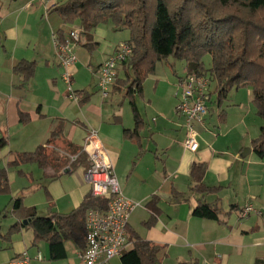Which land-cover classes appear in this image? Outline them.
<instances>
[{"label":"crops","instance_id":"obj_1","mask_svg":"<svg viewBox=\"0 0 264 264\" xmlns=\"http://www.w3.org/2000/svg\"><path fill=\"white\" fill-rule=\"evenodd\" d=\"M64 1L0 0V139L6 138L7 132L11 141L19 138L24 146H35L23 151H33L47 142L63 120L66 140L83 146L91 129L95 128L119 182H124V188L121 184L123 194L145 203L146 219L136 226L133 219L135 209L130 217L128 234L135 231L143 239L164 246L158 264L185 261L195 264H264V155H259L253 148V140L260 135L263 120L253 102L252 88L235 90L240 96L229 98L222 107L210 102L204 123L197 126L200 148L192 152L184 145L186 121L177 113L179 98L174 97L177 94L167 89H160L159 93L157 88L161 83L156 78L153 93L149 95L148 81L150 77L157 76V63L156 71L146 79L144 95L138 96L137 103L140 109V99L146 100L148 107L159 115L153 117V122H147L140 109L145 121L140 141L127 138L125 129L135 127V118L129 100L127 105L132 117L126 115L125 90L117 91L113 85L109 95L104 97L97 82L95 91L81 89L92 95L88 101L80 103L69 97L68 90L62 93L59 88V77L66 82L62 74L64 68L53 47L44 40L43 21L46 15H52L54 10L50 7ZM59 30L64 31L63 28ZM103 31L97 26L90 37L84 41L82 38L81 43L73 46V50L81 56V60L71 68L74 81L75 76L80 75V65L88 62L90 66L98 59L96 65L90 66L96 75L99 66L123 42H109L107 32L104 35ZM96 46L97 49H94ZM23 59L37 64L33 78L26 83L23 82V75L14 72V66ZM187 70L186 65L185 74ZM173 74L176 83L179 77L185 75L177 69L173 70ZM118 75L120 78L127 76L123 64L118 67ZM115 94L119 95V99L114 101ZM53 108L55 113H51ZM167 111L172 113L171 118ZM222 111L225 113L220 115ZM22 114H29L27 122L21 120ZM162 117H165L164 120ZM150 126V132L146 134L144 130ZM204 131L209 136L213 134V138H206ZM158 133L165 134L167 140L161 141ZM78 136L81 143L75 140ZM146 138L155 146L152 142L148 145ZM7 146H0V152ZM159 150L165 154L163 159L158 157L163 165L153 160ZM23 151L10 150L8 155L0 153V158L5 159V164L0 167H6L16 153ZM195 162L207 164L204 181L210 186H221L219 191L202 194L193 189L191 171ZM30 164L37 163L22 165L20 168L25 170L20 174L29 177V169L32 172L33 168ZM87 169L80 166L73 172H60L56 178L46 175L53 174L52 167L46 169L44 182L38 188H47L49 195L46 192L47 198L42 205L31 203V207L39 209L38 214L42 216H51L52 212L69 213L77 208L91 193V184L86 179ZM8 173L11 182H14L15 171L10 168ZM141 191L146 193L140 195ZM174 191L183 194L180 201L173 197ZM153 195L159 197L160 212L154 224L149 226L145 222L153 213L146 204ZM19 196L23 194L19 191L13 193V197ZM200 201L217 205L221 209L220 220L195 216L193 210ZM249 203H253L257 212L241 217V211ZM12 218L9 226L17 220L14 215ZM8 229L4 231L2 228L3 233L6 234ZM33 239V231L27 228L14 233L10 239L1 237L0 264H10L12 258L25 251L32 257L31 264L37 260L35 256L38 252L43 254L44 259L48 257V264H84L82 250L70 241L66 243V259L50 260L47 242V256L40 249L32 253L33 247H40V244L33 245ZM111 264H122L121 257L113 258Z\"/></svg>","mask_w":264,"mask_h":264},{"label":"trees","instance_id":"obj_2","mask_svg":"<svg viewBox=\"0 0 264 264\" xmlns=\"http://www.w3.org/2000/svg\"><path fill=\"white\" fill-rule=\"evenodd\" d=\"M155 5V7H153ZM155 8V9H154ZM58 11L65 23L78 25L83 36L90 37L93 29L101 23L111 21L114 29L130 31L126 40L133 46L132 57L124 62L126 78L117 74L113 88L125 90L132 107L135 127L126 128L127 138L140 141V131L145 121L138 107L137 98L144 95V84L149 75L155 73L159 61L170 57L184 60L189 72L209 75L214 85L211 102L222 107L233 90L251 87L253 102L258 115L263 120L260 135L253 140V148L264 155V0H66L53 5L50 10ZM61 40L63 30L58 31ZM210 54L212 63L205 66L204 57ZM35 61L21 60L14 66V72L23 75V82L31 80L35 74ZM132 72V73H131ZM79 102L85 103L91 93L76 90ZM214 100L212 97H214ZM222 111L220 115H223ZM29 114H22L27 122ZM64 121L52 131L45 144L33 151L15 154L6 167H0V193L10 191L8 170L20 168L24 164L37 163L44 170L52 167L50 178L60 172H73L80 166L89 167V157L83 146L66 140ZM58 152L50 146L58 147ZM7 145L5 137L0 146ZM73 156H76L73 159ZM207 164L195 162L191 171L193 189L202 193H212L221 186H210L204 176ZM47 195H49L46 188ZM173 197L180 201L183 194L174 191ZM108 198L86 195L82 203L69 213L52 212L51 216L38 214L36 207L24 204L23 197H12V214L17 218L6 232L0 226V238L10 239L23 228L34 234L33 245L41 242L49 245V259L62 260L68 257L67 242L84 250L86 246V216L91 208L106 209ZM159 197L153 195L146 207L153 213L145 224H154L160 212ZM221 209L212 203L200 201L193 214L201 218L220 220ZM132 246L122 256V264H158L164 253V246L143 239L137 232L129 233ZM180 264H195L181 262Z\"/></svg>","mask_w":264,"mask_h":264},{"label":"built area","instance_id":"obj_3","mask_svg":"<svg viewBox=\"0 0 264 264\" xmlns=\"http://www.w3.org/2000/svg\"><path fill=\"white\" fill-rule=\"evenodd\" d=\"M51 3L53 0H40ZM82 29L76 27L68 32L64 40L58 34L54 43L59 55L60 64L64 68V80L73 87L71 68L78 61L73 46L81 40ZM133 54L130 42L123 41L116 47L115 52L103 62L98 70V87L101 94L107 97L114 85L118 67L127 62ZM212 79L209 75L187 70L184 76L178 78L176 86L179 99L177 113L184 116L187 136L185 148L197 152L200 148L198 124L204 123L205 115L209 112L211 102ZM69 97L79 100V94L71 89ZM83 151L89 157V167L86 179L91 184V194L95 197L108 198L107 208H91L86 216V246L81 251L84 264H111L115 257H121L123 252L132 246L128 234V226L132 212L140 206V202L132 200L123 194L121 184L115 173L114 165L109 160L104 145L99 140L97 129H91L83 145ZM76 156H73L75 159ZM257 212L253 203H249L241 211V217H247ZM37 260H43V254L38 252ZM32 257L28 251L11 259L10 264H31Z\"/></svg>","mask_w":264,"mask_h":264},{"label":"rangeland","instance_id":"obj_4","mask_svg":"<svg viewBox=\"0 0 264 264\" xmlns=\"http://www.w3.org/2000/svg\"><path fill=\"white\" fill-rule=\"evenodd\" d=\"M155 7V5L153 6ZM155 9V8H154ZM40 21V19H39ZM43 24L45 25V29H44V40L49 43L48 46H52L53 50H55L56 56L59 59V55L57 53L56 50V46L54 44V38L55 35L58 34V29L59 28H63L64 29V34H68V32L74 28H76L77 25L72 24V23H65L63 21V18L61 16V14L58 11H53L51 16L46 15L44 17V21ZM98 27H100L101 29L105 30L104 35L107 32V40L109 42H113V43H118L119 41H124L125 39H129L130 38V31L127 29L124 30H114L113 28V24L111 23V21L107 22V23H101L100 25H98ZM85 35L83 36V41L85 40ZM78 46V45H77ZM79 48V47H77ZM97 49V46L96 48ZM77 54V52H76ZM78 56V60H81V56ZM96 62H92V65H94L95 63H98L99 60L95 59ZM204 62H205V66L206 67H210L211 63H212V57L210 54H207L204 57ZM90 65V66H92ZM96 65V64H95ZM187 65L186 61L184 60H180V59H176L174 57H170L167 60H163V61H159L158 62V70H157V76L156 77H150L151 75H149L150 80L148 81V89H149V95H151L153 93V87L155 86V79L159 78L161 85H159V88H157V91L160 93V89L161 90H168V92L170 93H174L177 95H173L176 98H179V91L178 88L176 86V81L174 80L175 76L173 74V70L177 69L179 71V73L185 74L184 72V68ZM90 66L88 65V62L86 64H82L80 65V75H76L75 76V81L73 82V89H77V90H81V89H86L89 91H95L97 90L96 88V83L98 82V75H94V73L92 72V70L90 69ZM72 71V69H71ZM64 73V69H62V74ZM132 73V72H131ZM74 74V73H73ZM148 77V78H149ZM74 80V79H73ZM170 83H168V82ZM58 83L59 88L61 89L62 93H64L65 91H69V93L71 92V87L67 82H64L63 79L61 77H59V81ZM172 87V89H171ZM214 89V85H212V91ZM120 91V90H117ZM173 91V92H172ZM176 91V93H175ZM121 92V91H120ZM242 92V91H241ZM236 91H232L230 94V98L233 96H240V95H236ZM238 98V97H237ZM115 99H119V95L115 94L114 97V101ZM122 101V100H121ZM120 101V102H121ZM124 101L126 102V115H128V117H132V113L130 110V107H128V98L124 99ZM178 101V99H177ZM119 102V103H120ZM118 104V103H116ZM122 104V103H120ZM56 105V104H55ZM119 106V104H118ZM139 106L141 109L142 114L144 115V117L146 118L147 122H153V117L154 116H158L159 114L156 113L153 109L148 107V103L146 102V100L144 99H140L139 101ZM54 108L52 110L51 113H55L53 112ZM169 116V118L172 117V113L170 114V111L166 112ZM174 114V113H173ZM163 115V114H162ZM165 117H162V119L164 120ZM125 119L127 120V116L125 117ZM151 126L147 127L144 132L146 134H148L150 132ZM164 133V132H162ZM162 133H158V138L161 139V141H166L167 139L164 137L166 136L165 134ZM204 133H206L205 137L206 138H213L212 135L209 136V133H207L206 131H204ZM211 134V133H210ZM159 135L163 136V138H161ZM6 138H7V147L3 152L6 155L9 154V151H23V150H27V149H32L35 146H29V145H23L20 142L19 138L13 139L12 141L9 139V135L6 132ZM77 142L81 143V138L80 136L76 137L75 139ZM146 142L149 143L152 141H148V139L146 138ZM151 145V144H150ZM152 145L155 146V144L152 142ZM32 147V148H30ZM1 148V147H0ZM50 148L58 151V152H62L60 149L62 148V144L58 145V147H54V145H51ZM153 148V147H152ZM155 149V148H153ZM157 152V151H156ZM158 157L160 158H165V154H162V151L159 150V152H157V156H154L153 160L154 162H161V164L163 165V161L162 159H158ZM135 161V160H134ZM5 164V159L3 157L0 158V166H3ZM133 164V163H132ZM161 164L159 163V166L161 167ZM29 166L33 167L32 168V172L31 169H29V173L30 176H24L23 174H20L18 169L16 167H11L12 170L15 171V178H14V182H11L10 179V191L7 193H0V226H2V228L4 229V231H6L11 224V220L12 218V204H11V199L13 197V193L16 191H19L21 194H23V200H24V204L28 207H31V203H38V204H43L44 201H46L47 195H46V190L43 187L38 188L41 185V182H44V176H45V170L44 168L40 167L38 164H30ZM163 167V166H162ZM30 168V167H27ZM10 169V168H9ZM154 169V167L152 168ZM23 170H25L23 168ZM122 184V187L124 188V182L122 180H120ZM39 185H37V183H39ZM148 188V187H147ZM150 189V188H148ZM147 192V190H146ZM145 191H141L140 195H143L144 193H146ZM135 200V199H133ZM137 202H140L141 205L139 207H137L136 211L134 212L133 215V219L134 221H136V226H140L141 225V220L142 219H146V209H145V203L142 201H138L135 200ZM34 205V204H33ZM39 210V209H37ZM132 219V221H133ZM47 247V244L45 242H41L40 243V247H33L32 249V253H37V251L40 249L46 256L47 254L45 253V248ZM49 260L48 257H45V259L43 261H39V260H33L32 264H48Z\"/></svg>","mask_w":264,"mask_h":264},{"label":"water","instance_id":"obj_5","mask_svg":"<svg viewBox=\"0 0 264 264\" xmlns=\"http://www.w3.org/2000/svg\"><path fill=\"white\" fill-rule=\"evenodd\" d=\"M250 150V149H249Z\"/></svg>","mask_w":264,"mask_h":264}]
</instances>
